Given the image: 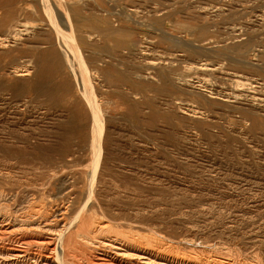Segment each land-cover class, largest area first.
I'll return each mask as SVG.
<instances>
[{
	"label": "rangeland",
	"instance_id": "374dc122",
	"mask_svg": "<svg viewBox=\"0 0 264 264\" xmlns=\"http://www.w3.org/2000/svg\"><path fill=\"white\" fill-rule=\"evenodd\" d=\"M48 1L56 19L55 0ZM63 1L81 36L80 51L91 73L98 65L107 71V77L99 75L101 81L93 80L104 118L100 147L98 152L93 148L90 121L88 128H82L87 113L71 79L74 94L60 96L55 108L32 99L28 82L34 71L31 63L37 50L55 41L41 0H0V21L25 29L17 42L11 40L0 48L6 52L0 53V114L7 109L5 116H0V148L5 147L0 149V251L53 256L54 252L38 245L43 239L27 234L25 226H36L50 210V219L69 222L88 201L81 232L89 236L154 233L172 241L167 240L166 247L150 246L159 254L168 253L169 245L174 244L186 247L180 251H188L192 240L199 248L244 250L242 255L249 260L261 259L264 264V0ZM129 37L134 40L132 47L125 45ZM119 42L123 44L117 45ZM10 56L14 64L8 63ZM23 64L30 67L29 80L10 70ZM201 64L206 66L200 68ZM163 75H170L172 88L168 92L159 90ZM220 77L260 87L262 100L257 107L263 109L259 108L254 120L239 119L230 110L241 104L210 96L198 83L200 79L208 83L217 79L220 85ZM14 89L23 94L15 96ZM8 110H17L20 116L13 118ZM33 115L37 122H33ZM68 116L72 128L59 127ZM19 135L26 136V141L19 140ZM14 147L25 153L3 154L4 149L14 152ZM97 155L98 166L90 184ZM6 226L9 233H2ZM93 241L80 244L72 264H119V257L104 254ZM102 257L105 260L101 261ZM128 260L124 259L134 263Z\"/></svg>",
	"mask_w": 264,
	"mask_h": 264
},
{
	"label": "bare ground",
	"instance_id": "6f19581e",
	"mask_svg": "<svg viewBox=\"0 0 264 264\" xmlns=\"http://www.w3.org/2000/svg\"><path fill=\"white\" fill-rule=\"evenodd\" d=\"M11 2V1H10ZM42 7L44 9V12L46 15H48L50 22L52 23L54 32H55V41L52 44L47 45L45 48L42 50H37L36 54V59H34L33 63H31V67H33L34 71L32 73V76L30 78V93L33 96L32 99L36 100L37 103L44 105L46 108H55L58 104H60L59 97L65 94H71L74 92L72 90V82L75 87V95L79 97L80 101L85 107L86 113H87V119L86 123L82 125V128H88L86 127V124L88 121H90V131H91V139L93 143V148L98 152L99 150V139L102 134L103 126H104V118H103V113L101 110V101L100 97L97 95L95 91V82L93 80H97L100 76L101 77H107V71L106 70H100L101 68L100 65L99 67H94L91 73V69L88 67L87 63L83 59L80 51V39L81 36L78 33V30L75 29V26L72 23V18L70 19L69 12L66 11V7L63 6L64 1L63 0H55L54 4L56 6V15L58 18V21L55 19L56 16H54L52 7L49 3L48 0H41ZM24 4V3H23ZM24 6V5H23ZM26 7V5H25ZM116 8V7H115ZM199 8V7H198ZM28 9V7H27ZM31 9V8H29ZM207 9V8H206ZM97 10V9H96ZM95 10V11H96ZM116 10V9H115ZM114 10V11H115ZM215 13V11H214ZM151 14V13H150ZM45 15V16H46ZM9 16V15H8ZM11 17V16H9ZM18 19V18H17ZM48 20V19H47ZM16 21V20H15ZM5 21H0V30H4V34H0V48L6 47L7 43L12 40V42L19 40L20 36L22 35V32L25 31V29L18 30L15 29L14 25L12 23L4 24ZM26 22V21H25ZM49 22V21H48ZM22 23V22H21ZM50 24V23H49ZM7 25V26H6ZM19 25V24H18ZM26 25V24H25ZM41 25V24H40ZM146 25V24H145ZM122 26V25H121ZM135 26V25H134ZM45 27V26H44ZM48 27V26H47ZM17 28V27H16ZM25 28V26H24ZM131 29V28H130ZM149 29V28H148ZM111 32V30L109 31ZM40 36V35H36ZM42 38L44 36H41ZM46 37V36H45ZM44 37V39H45ZM36 38V37H35ZM47 38V37H46ZM27 39V38H26ZM37 41V40H36ZM29 42V41H28ZM42 42V41H41ZM40 42V43H41ZM24 43V42H23ZM39 43V42H38ZM125 43V42H124ZM123 44L122 42L117 43V45ZM31 45V44H30ZM35 44H33L34 46ZM46 45V44H45ZM44 44L41 46H45ZM125 45H128L129 47L134 46V40L132 37H129L128 42H126ZM29 46V43H28ZM27 46V47H28ZM39 46V44H38ZM26 47V48H27ZM141 47V46H140ZM30 48V47H28ZM34 49H37V46L33 47ZM32 47L30 49H33ZM15 50L19 51V48H14ZM241 49V48H240ZM2 50V49H1ZM143 50V49H142ZM141 50V51H142ZM148 50V49H147ZM146 50V51H147ZM5 51V50H4ZM13 51V50H11ZM24 51V50H23ZM27 51V50H26ZM33 51V50H32ZM109 51V50H108ZM135 51V50H133ZM3 52V51H2ZM0 52V53H2ZM14 52V51H13ZM34 52V51H33ZM36 52V51H35ZM143 52V51H142ZM193 52V51H192ZM195 52V51H194ZM6 52H3V54ZM9 53V52H8ZM12 53V52H11ZM20 53V51H19ZM25 53V52H24ZM28 53V51H27ZM110 53V52H109ZM117 53V52H116ZM145 53V51L143 52ZM10 54V53H9ZM15 54V53H13ZM123 55V52L121 53ZM142 54V53H141ZM160 54V53H159ZM195 54V53H194ZM198 54V53H197ZM12 55V54H11ZM23 55V54H22ZM29 55V53H28ZM110 55V54H109ZM201 55V54H200ZM7 56V55H6ZM117 56V54H116ZM4 57V56H3ZM26 57V56H25ZM24 57V58H25ZM100 57V56H99ZM133 57V56H131ZM136 57V56H135ZM12 56H10V59ZM128 58V57H124ZM160 58V57H159ZM185 58V57H184ZM196 58V57H194ZM202 57H200L201 59ZM90 59V58H89ZM135 59V58H134ZM146 59V58H145ZM144 59V61H146ZM187 59V58H186ZM198 59V58H197ZM98 60V59H97ZM132 60V59H131ZM138 60V59H137ZM160 60V59H159ZM180 60V59H179ZM182 60V58H181ZM189 60V58L187 59ZM186 60V61H187ZM191 60V59H190ZM188 61V63L190 62ZM92 61V60H91ZM110 61V60H109ZM114 61V60H113ZM129 61V60H128ZM149 61V60H148ZM153 61V60H152ZM185 61V60H184ZM194 61V60H193ZM200 61V60H199ZM208 61V60H207ZM5 62V61H4ZM14 64V59H11L8 61V63ZM118 62V61H117ZM123 62V61H122ZM133 62V61H132ZM164 62V61H163ZM174 61L172 60L171 63ZM178 62V61H177ZM181 62V61H180ZM179 62V63H180ZM183 62V61H182ZM181 62V63H182ZM197 62V60H196ZM6 63V65L8 64ZM152 63V62H151ZM170 63V64H171ZM175 63V62H174ZM193 63V62H190ZM195 63V62H194ZM105 64V63H104ZM103 64V65H104ZM116 64V63H115ZM115 64L113 66H115ZM144 64V63H143ZM163 64V63H161ZM199 64V63H198ZM203 64V63H202ZM198 65L201 67H204L206 65ZM2 65V63H1ZM10 65V64H9ZM24 65V64H23ZM102 65V64H101ZM102 65V66H103ZM16 66V65H14ZM21 67H12L10 69L13 73H15L19 77H27L30 75V67L29 65H20ZM105 66V65H104ZM119 66V65H118ZM134 66V65H133ZM174 66V65H173ZM192 66V64H191ZM197 66V67H198ZM218 66V65H217ZM10 67V66H8ZM121 67V66H120ZM153 67V66H152ZM184 67V66H183ZM190 67V66H189ZM1 68V66H0ZM119 68V67H118ZM148 68V67H147ZM167 68V67H166ZM186 68V67H184ZM193 68V67H192ZM212 68V67H211ZM104 69V68H103ZM164 69V68H163ZM214 69V68H212ZM7 70V71H10ZM134 70V69H133ZM145 70V69H144ZM167 70H169L167 68ZM175 70V69H174ZM103 71V72H102ZM126 71V70H125ZM131 71V70H130ZM152 71V70H151ZM215 71V70H213ZM212 71V72H213ZM123 72V71H122ZM135 72V70H134ZM169 72V71H168ZM234 72V71H233ZM9 73V72H8ZM11 73V74H13ZM163 74V73H162ZM161 74V75H162ZM178 74V73H177ZM14 75V74H13ZM15 75V76H16ZM100 75V76H99ZM121 75V74H119ZM214 75V74H213ZM216 75V74H215ZM220 76V74H218ZM1 76V74H0ZM133 76V75H132ZM151 76V75H150ZM169 77H164L162 76V81L160 84L159 90H169L171 89L172 82L170 78V75H167ZM217 76V75H216ZM245 76V75H244ZM118 77V76H117ZM135 77V76H134ZM172 77V76H171ZM175 77V76H174ZM193 77V76H192ZM249 77V76H248ZM126 78V77H125ZM137 78V77H136ZM177 78V77H176ZM179 78V77H178ZM177 78V79H178ZM187 78V77H186ZM185 78V80H186ZM196 78V77H195ZM70 79L72 82L70 83ZM180 79V78H179ZM211 79V78H210ZM19 80V79H17ZM29 80V79H28ZM118 80V79H117ZM131 80V79H130ZM129 80V81H130ZM133 80V79H132ZM184 80V81H185ZM218 80H221L220 85L217 83V79L213 83H208L205 80L200 79L198 83L201 84V87L206 88L208 90V95L210 96H216L217 98L219 97L220 99H224L225 101H230L234 103H239L241 105H235L231 107L230 112L237 114L239 119H255L257 113L261 110L259 108L263 109L262 107H257L259 105V102L262 100L259 97L258 90H260V87H255L253 86L252 82H245L239 79H230V77H220ZM24 82L25 79H22ZM27 81V80H26ZM25 81V82H26ZM101 81V80H100ZM108 81V80H107ZM137 81V80H136ZM149 81V80H148ZM180 81V80H178ZM182 81V80H181ZM189 81V80H188ZM191 81V80H190ZM197 81V80H196ZM115 82V80H114ZM150 82V81H149ZM177 82V81H176ZM183 82V81H182ZM186 82V81H185ZM22 83V82H21ZM104 83V82H103ZM152 83V82H151ZM155 83V82H154ZM158 83V82H157ZM197 83V82H196ZM195 83V84H196ZM27 84V82L25 83ZM97 84V83H96ZM109 84V83H108ZM153 84V83H152ZM180 84V83H179ZM193 84V83H192ZM199 84V85H200ZM140 85V84H139ZM184 85V84H181ZM208 85V86H207ZM4 86V85H3ZM25 86V85H24ZM27 86V85H26ZM174 86V85H173ZM186 86V85H185ZM191 86V85H189ZM259 86V85H258ZM21 87V86H20ZM100 87V86H99ZM174 86L173 88H175ZM195 87V86H194ZM197 87V86H196ZM199 87V86H198ZM2 88V85L0 83V89ZM22 88V87H21ZM101 88V87H100ZM99 88V89H100ZM103 88V87H102ZM112 88V87H111ZM151 88V87H150ZM208 88V89H207ZM4 89V88H3ZM152 89V88H151ZM177 89V88H175ZM190 89V88H189ZM200 89V88H198ZM8 90V89H7ZM26 90V88H25ZM24 90V92H25ZM113 90V89H112ZM120 90V89H119ZM144 90V89H143ZM183 90V89H182ZM193 90V89H192ZM205 90V91H206ZM4 91V90H3ZM6 91V90H5ZM27 91V90H26ZM72 91V92H71ZM124 91H127L124 89ZM145 91V90H144ZM204 91V92H205ZM71 92V93H70ZM155 92V91H154ZM160 92V91H159ZM174 92V91H173ZM171 91V93H173ZM181 92V91H179ZM200 92V91H199ZM29 93V92H28ZM142 93V92H141ZM177 93V92H174ZM184 93V91H183ZM201 93V92H200ZM13 94L15 96H20L22 95V90L21 89H14ZM74 94V93H72ZM160 94V93H159ZM169 94V93H168ZM25 95V94H24ZM122 95V94H121ZM150 95V94H149ZM188 95V94H187ZM196 95V94H195ZM206 95V94H205ZM1 96V95H0ZM145 96V95H143ZM194 96V95H193ZM199 96V95H196ZM195 96V97H196ZM202 96V95H200ZM63 97V96H62ZM120 97V96H119ZM135 97V96H134ZM188 97V96H187ZM262 97V96H261ZM69 98V97H67ZM152 98V97H151ZM163 98V97H162ZM182 98V97H181ZM218 98V99H219ZM2 99V98H1ZM20 99V98H19ZM18 99V100H19ZM26 99V98H24ZM30 99V100H32ZM70 99V98H69ZM130 99V98H129ZM147 99V98H146ZM154 99V97H153ZM189 99V98H188ZM202 99V97L200 98ZM204 99V97H203ZM206 99V98H205ZM213 99V98H212ZM4 100V99H3ZM28 100V99H27ZM59 100V102H58ZM76 100V99H75ZM74 100V101H75ZM141 100V99H140ZM151 100V99H150ZM191 101V99H189ZM197 100V98H196ZM207 100V99H206ZM203 100V101H206ZM1 101V100H0ZM17 101V100H15ZM26 101V100H25ZM148 101V100H147ZM193 101V100H192ZM200 101V100H197ZM209 101V100H208ZM14 102V101H13ZM18 102V101H17ZM21 102V101H20ZM23 102V101H22ZM35 102V101H34ZM62 102V101H61ZM194 102V101H193ZM196 102V101H195ZM194 102V104H195ZM201 102V101H200ZM27 103V102H26ZM25 103V104H26ZM31 103V102H30ZM63 103V102H62ZM61 103V104H62ZM71 103V102H68ZM150 103V102H149ZM190 103V102H189ZM199 103V102H197ZM207 103V101H206ZM205 103V104H206ZM19 104V103H17ZM23 103H20V105ZM34 104V103H32ZM147 104V102H145ZM167 104V103H165ZM1 105V104H0ZM5 105V103H4ZM8 105V104H6ZM14 105V104H13ZM27 105V104H26ZM75 105V104H73ZM157 105V103L155 104ZM211 105V104H209ZM2 106V105H1ZM17 106V105H16ZM15 106V107H16ZM153 106V105H152ZM191 106V104H190ZM195 106V105H194ZM202 106V105H201ZM8 107V106H6ZM21 107V106H20ZM39 107V106H37ZM148 107V106H146ZM197 107V105H196ZM199 107V105H198ZM2 108V107H1ZM1 108H0V113H1ZM22 108V107H21ZM32 108V107H31ZM41 108V107H40ZM39 108V109H40ZM43 108V107H42ZM71 108V107H70ZM188 110H190V107H187ZM208 108V107H207ZM27 109V108H26ZM37 109V108H36ZM44 109V108H43ZM59 109V108H58ZM57 109V110H58ZM200 109V108H199ZM7 110V109H6ZM5 110V113H6ZM20 110V109H19ZM30 110V109H29ZM187 110V109H186ZM193 110V109H191ZM208 110V109H207ZM227 110V109H226ZM28 111V110H27ZM32 111V109H31ZM133 111V110H132ZM159 111V110H157ZM206 111V110H205ZM8 113L12 114L11 116L14 118L15 116H20V113L17 110L7 111ZM34 112V111H32ZM57 112V111H56ZM69 112V111H68ZM153 112V110H152ZM190 112V111H189ZM196 112V111H195ZM194 112V113H195ZM3 113V111H2ZM0 114V116L4 115ZM24 113V112H23ZM31 113V112H28ZM40 113V112H39ZM65 113V112H64ZM130 113V112H129ZM154 113V112H153ZM197 113V112H196ZM32 114V113H31ZM69 114V113H68ZM159 114V113H158ZM185 114V113H184ZM9 115V114H8ZM36 115V114H34ZM33 115V116H34ZM38 115V114H37ZM53 115V113H52ZM51 115V116H52ZM65 115H67L65 113ZM64 115V118H65ZM72 115V113H71ZM25 116V115H24ZM62 116V115H61ZM30 117V115H29ZM54 117V116H53ZM232 117V116H231ZM1 118V117H0ZM5 118V117H4ZM34 118V119H33ZM33 122H37L35 119L37 118L34 116ZM42 117H39V120ZM47 118V117H46ZM57 118V117H56ZM59 118V117H58ZM62 118V117H61ZM69 116L66 120L62 123H60V126L64 125H69V129L72 128V118ZM237 118V121H238ZM3 119V118H2ZM6 119V118H5ZM29 119V118H28ZM7 120V119H6ZM17 120V119H15ZM56 120V119H55ZM61 120V119H60ZM59 120V121H60ZM82 120V119H81ZM25 121V120H24ZM42 121V120H41ZM58 121V122H59ZM62 121V120H61ZM32 122V121H31ZM57 122V121H56ZM1 123V122H0ZM8 123V121H7ZM42 123V122H41ZM50 123V122H49ZM212 123V122H211ZM215 123V122H214ZM239 123V122H238ZM43 124V123H42ZM57 124V123H56ZM89 124V123H88ZM186 124V123H185ZM31 125V124H30ZM214 125V124H213ZM258 125V123H257ZM247 126V125H246ZM263 126V125H262ZM16 127V125H15ZM238 127V126H237ZM45 128V127H44ZM53 128V127H52ZM65 128V127H64ZM75 128V127H74ZM67 128H65L66 130ZM109 129V128H108ZM56 130V129H55ZM59 130V129H57ZM115 130V129H114ZM112 130V131H114ZM230 130V129H229ZM242 130V129H241ZM44 131V130H43ZM64 131V130H63ZM82 132V131H81ZM7 133V132H6ZM12 133V132H11ZM17 133V132H16ZM26 133V132H25ZM57 133V132H56ZM60 133V132H58ZM124 133V132H123ZM206 133V132H205ZM217 133V132H216ZM62 134V133H61ZM65 134V133H64ZM119 134V132H118ZM242 134V133H241ZM68 135V134H67ZM71 135V134H70ZM239 135V134H238ZM19 140H22L23 142L26 141L24 137H21L19 135ZM59 136V135H58ZM206 136V135H205ZM210 136V135H209ZM15 137V136H14ZM213 137V136H212ZM71 138V137H69ZM207 138V137H206ZM57 139V138H56ZM62 138H60L61 140ZM67 139V138H65ZM211 139V137H210ZM10 140V139H9ZM8 140V141H9ZM69 140V139H68ZM63 141V140H62ZM2 143V142H1ZM3 144V143H2ZM6 144V143H5ZM111 144V143H110ZM9 145V144H7ZM109 145V144H108ZM42 146V145H41ZM55 147V146H54ZM5 148L1 147L0 149ZM15 148V147H14ZM37 148V147H36ZM43 148V147H41ZM13 149V148H12ZM16 149V148H15ZM38 149V148H37ZM27 150V149H26ZM46 150V149H45ZM49 151V150H48ZM21 152H24L19 148V150H15L14 152L8 149L3 150V154L5 155H13L14 154H19ZM54 152V151H53ZM25 153V152H24ZM23 153V154H24ZM20 155V154H19ZM51 155H53L51 153ZM31 156V155H30ZM93 156V155H92ZM96 156V155H95ZM93 156V158L95 157ZM100 155H97L96 160L94 159L93 164V170L91 174V183L94 179V174L96 172L97 166H98V157ZM55 157V156H54ZM17 158V157H16ZM48 158V157H47ZM15 159V158H14ZM103 159V158H102ZM24 160V159H22ZM59 160V159H58ZM68 160V159H67ZM93 160V159H92ZM120 160V159H119ZM12 161V160H11ZM123 161V160H122ZM19 162V161H18ZM21 162V161H20ZM17 163V162H16ZM59 163V162H58ZM29 164V163H28ZM2 165V164H1ZM14 165V164H13ZM27 165V164H26ZM37 165V164H36ZM51 165V164H50ZM7 166V165H6ZM22 166V165H21ZM17 167V166H16ZM53 167V166H52ZM19 169V168H18ZM44 169V168H43ZM18 171V170H17ZM32 171V170H31ZM40 171V170H39ZM45 171V170H44ZM121 171V170H119ZM23 172V171H22ZM34 172V171H33ZM41 173V172H40ZM111 173V172H110ZM127 173V172H126ZM78 174V173H77ZM113 174V173H112ZM115 174V173H114ZM118 174V173H117ZM13 175V174H12ZM17 175V174H16ZM38 175V174H37ZM44 175V174H43ZM124 175V174H123ZM135 175V174H134ZM24 176V175H23ZM36 176V175H35ZM119 176V175H118ZM125 176V175H124ZM3 177V176H2ZM10 177V176H9ZM13 177V176H12ZM71 177V176H70ZM75 177V176H74ZM25 178V177H24ZM29 178V177H28ZM128 178V177H127ZM37 180V179H36ZM62 180V179H61ZM109 180V179H108ZM134 180V179H132ZM131 180V181H132ZM8 181V180H7ZM20 181V180H19ZM65 181V180H64ZM69 181V180H68ZM114 182V181H113ZM31 183V182H30ZM40 183V182H39ZM117 184V183H116ZM114 184V185H116ZM10 185V184H9ZM12 185V184H11ZM105 185V184H104ZM120 185V184H119ZM134 185V184H133ZM1 186V185H0ZM130 186V184H129ZM123 187V185H122ZM126 187V186H125ZM124 187V188H125ZM27 188V187H26ZM61 188V187H60ZM59 188V189H60ZM20 189V188H19ZM42 190V189H41ZM58 190V189H57ZM91 190V189H89ZM99 190V188H98ZM121 190V189H120ZM126 190V189H125ZM3 190H0V193H2ZM116 193V192H115ZM125 193V192H124ZM128 193V192H127ZM133 194V193H132ZM9 195V194H8ZM15 195V194H14ZM75 195V194H74ZM91 195V193H90ZM61 196V195H60ZM70 196V195H69ZM12 197V196H11ZM129 197V196H128ZM33 199V198H32ZM31 199V200H32ZM98 199V198H97ZM115 200V199H114ZM2 201V200H1ZM11 201V200H10ZM69 202V201H68ZM72 202V201H71ZM88 201H86L80 208L76 211V213L71 217L69 222H58V220L50 219L52 218L50 215V212L53 213L51 210L50 212H46V214H43L41 216V220H38L36 226L32 223H27L29 225L25 226L24 230L27 232L29 235H35V237H40L43 240L38 241V245H40L41 248H45V250H49L50 253L54 252L53 256L49 255H42L40 253H33L30 254L25 250H17V252L20 253H14L12 251L15 250H7V251H0V264H72L75 262V258H78L79 254V248L80 244L82 242H88L93 244V240H95V243L98 245V247L102 250L104 254L108 255H114L112 256L113 258L117 259L116 257H119V264L125 263V264H130L131 262H125L124 259H133L134 263L133 264H263L261 262V259H256V260H249V258L245 255H242L244 250H236V251H231L228 248L223 252V250H216V249H210V248H199L197 245L195 246V241L190 240V246L187 247L188 251L182 252L180 250H183L186 247L179 245V244H174V245H169L170 250L166 254H159V252L154 251L151 249V245L153 248H160V246H165L164 244L168 243L167 238H165L162 235H157L154 236L153 234H140L136 233L135 237H129L128 235H125L123 232H119L116 235H105L98 237L97 236H89L88 234H84L81 232V227L83 224V218L86 205ZM105 203V202H104ZM39 205V204H38ZM43 205V204H42ZM46 205V204H45ZM28 206V205H27ZM33 206V205H32ZM36 207V205H35ZM43 207V206H42ZM111 207V206H110ZM3 208V207H2ZM9 208V207H8ZM23 208V207H22ZM30 208V207H29ZM119 208V207H118ZM5 209V208H4ZM115 209V208H114ZM19 211V210H18ZM49 211V210H48ZM113 211V210H112ZM191 212V211H190ZM55 213V212H54ZM117 213V212H116ZM26 214V213H25ZM36 214V213H34ZM133 214V213H132ZM142 215V214H141ZM33 216V215H32ZM115 216V215H114ZM147 217V216H146ZM5 218V215H4ZM7 218V217H6ZM4 219V221L6 220ZM12 218V217H11ZM57 219V218H56ZM3 220V219H2ZM138 220V219H137ZM13 221V220H12ZM2 222V221H1ZM204 222V221H203ZM26 223V222H25ZM92 223V222H91ZM201 224V223H200ZM207 224V223H206ZM8 225L6 222L4 224ZM13 225V224H12ZM89 225V224H88ZM103 226L105 228H109V223L104 220ZM7 227L4 230H1L2 233H9L7 232ZM95 227V226H94ZM100 227V226H99ZM3 228V226H2ZM97 229V228H96ZM188 229V228H187ZM23 230V228H22ZM94 230V228H93ZM114 230V229H112ZM111 230V231H112ZM133 230V229H132ZM138 230V229H137ZM181 230V229H180ZM102 231V230H101ZM12 232V231H11ZM29 232V233H28ZM38 232V233H36ZM89 232V231H88ZM97 232V231H96ZM110 232V231H109ZM133 232V231H132ZM136 232V231H135ZM196 232V231H195ZM100 233V232H99ZM130 233V232H128ZM93 234V232H92ZM158 234V233H157ZM104 235V233H103ZM193 235V234H192ZM48 240H44L45 237ZM208 236V234H207ZM29 237V236H28ZM206 238V237H205ZM208 238V237H207ZM204 239V238H203ZM185 240V239H184ZM187 240V239H186ZM198 240V239H197ZM209 240V239H208ZM170 241V240H168ZM183 241V240H182ZM188 241V240H187ZM172 242V241H170ZM208 242V241H207ZM187 243V244H189ZM194 243V244H193ZM186 244V243H185ZM45 245L46 247L42 246ZM52 246L51 248L48 246ZM194 245V246H193ZM256 245V244H255ZM8 246V245H7ZM222 246V245H221ZM166 247V246H165ZM248 247V246H247ZM256 247V246H255ZM12 248V247H11ZM17 248V247H16ZM162 248V247H161ZM174 250H171L173 249ZM252 248V247H251ZM29 249V248H28ZM245 249V248H244ZM249 249V248H248ZM254 249V248H253ZM258 249V248H257ZM38 250V249H37ZM40 250V249H39ZM156 250V249H155ZM43 251V250H42ZM22 252V253H21ZM78 253V254H77ZM260 253V252H259ZM251 255V254H250ZM77 256V257H76ZM101 261L105 260V258H100ZM128 260V261H129ZM78 263V260H76ZM132 261V260H131ZM100 262V261H99ZM108 264H113L109 263L106 261H103ZM117 264V263H116Z\"/></svg>",
	"mask_w": 264,
	"mask_h": 264
}]
</instances>
